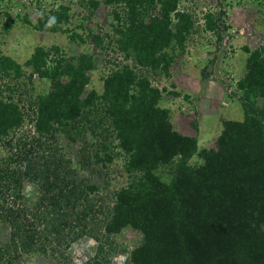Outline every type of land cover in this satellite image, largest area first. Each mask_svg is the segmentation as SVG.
I'll use <instances>...</instances> for the list:
<instances>
[{
  "label": "trees",
  "instance_id": "16d2710c",
  "mask_svg": "<svg viewBox=\"0 0 264 264\" xmlns=\"http://www.w3.org/2000/svg\"><path fill=\"white\" fill-rule=\"evenodd\" d=\"M181 1H84L115 7L112 43L124 61L104 74L101 90L89 88L94 55L67 56L57 46L35 47L24 64L0 52V81L21 84L28 71L30 84L35 76L48 80V91L36 97L37 131L61 133L70 143L90 133L97 141L93 157L105 168L123 156L128 182L113 193V205L97 226L107 239L127 229L141 236L127 264H264V44L243 47L246 66L235 95L244 119H223L215 147L199 148L198 136L176 130L170 110L161 105L165 89L147 74L170 77L177 52L186 50L197 29L191 14L177 11ZM226 1L217 0L220 7ZM69 6L52 8L37 28L69 33L61 28L70 21ZM206 17V28L217 32L221 18ZM24 20L31 23L27 15ZM68 36L84 42L75 32ZM94 41L103 42L98 36ZM22 121L18 106L0 99V143ZM80 153L83 162L91 158L83 149ZM195 156L201 163L192 165ZM52 159L24 172L0 168V189L7 195L22 187L24 178L38 181L42 192L33 214L38 220L42 213L47 224L43 230L30 228L23 209L0 205V223L10 229L0 242V264H33L30 259L46 264L52 244L50 255L57 253L58 263L75 264L70 248L91 233L99 187L79 181L69 162L67 168L59 157ZM103 252L87 264H111Z\"/></svg>",
  "mask_w": 264,
  "mask_h": 264
},
{
  "label": "rangeland",
  "instance_id": "374dc122",
  "mask_svg": "<svg viewBox=\"0 0 264 264\" xmlns=\"http://www.w3.org/2000/svg\"><path fill=\"white\" fill-rule=\"evenodd\" d=\"M84 1L86 2V0H0V52L22 64L37 46L48 49L57 46L67 56L88 52L94 55L96 62L89 88L101 90L102 78L110 70L111 64L108 62L116 60L112 65L123 62L116 52L115 44L112 43L115 39L114 27L117 24L115 7L104 3L92 7L87 6ZM59 3L70 5V21L61 27L69 29L70 32L37 28L39 20L44 21L50 10ZM190 5L185 4L183 7L193 11ZM195 6L196 20L207 12L206 9L212 11L211 14L214 12L216 18L220 16V11H223L224 15L219 17L221 18L219 30L211 32L196 25V31L187 40L186 50L183 53L177 52L170 70L172 71L170 79L153 73L147 74L155 86L161 90L165 89L161 105L170 110L171 121L176 130L198 136L199 148H212L215 147V141L221 132L223 119L235 121L244 119L241 103L237 100L238 94L235 95L236 84L245 72L247 54L243 47L255 49L264 44V6L262 0H227L222 7L217 0H197ZM25 15L31 21L30 24L24 20ZM8 22L9 28L6 27ZM73 32L79 34L84 42L73 41L68 36ZM94 36L103 41L102 45L94 41ZM183 68L193 70L196 77L194 82L188 81L194 90L189 93H184L179 82ZM29 75L30 71L27 72V79ZM191 75L193 76V73ZM208 79L211 80V90L206 89L202 94H195V91L203 89L202 86ZM6 86L0 81V95L6 90ZM49 87L48 80L37 77L33 78L30 84V90L36 94L35 96L47 92ZM169 92H178L179 95L168 94ZM167 99H173L172 103L168 102V105ZM13 136L10 138L12 144L16 138L19 141V138L23 137H18L15 133ZM84 141L91 145L86 148ZM53 142L57 150L55 154L52 153L53 157H59L66 167L69 162V169L74 170L79 181L83 179L87 184H96L99 187L98 196L94 198L93 195H89L90 198L97 200L92 218H89L88 230L91 233L72 245L68 252L70 258L75 264H87L98 256L100 249H103V254L109 255L111 264H127L129 253L140 244L141 236L127 229L120 235L107 239L102 237L101 229L97 226L105 218L107 209L113 205V193L128 182L123 156L115 157L106 168L96 162L93 157L96 150L93 144L97 141L90 133L84 134L74 143H70L63 134L58 133ZM82 149L91 157L86 160L88 162L82 161L80 153ZM7 157V152H0L2 164L0 167H10ZM200 163L201 160L197 156L191 161L192 165ZM65 173L66 171L63 174ZM32 184L33 181L23 182L24 190L19 189L16 195V199L25 200L22 202L25 208H31L36 201L35 199L32 202V197L38 196V190L33 191L35 185ZM0 194L2 196L1 190ZM101 208L102 211H98ZM9 231L3 226L0 227V242L8 239ZM53 248H55L53 244L47 248L46 264H62L55 259L58 258L57 253L54 257L50 255ZM29 261L35 264L33 259Z\"/></svg>",
  "mask_w": 264,
  "mask_h": 264
},
{
  "label": "built area",
  "instance_id": "2783aa9c",
  "mask_svg": "<svg viewBox=\"0 0 264 264\" xmlns=\"http://www.w3.org/2000/svg\"><path fill=\"white\" fill-rule=\"evenodd\" d=\"M61 1V0H60ZM187 1L191 4L190 7H192L193 11L186 10L183 5H189ZM182 0L181 3L178 6L177 11L179 12H185L192 15V19L194 20L195 27L196 25H199L200 28H206L207 26V14L212 13V11H209L206 9V13L203 14L200 19L196 20L197 18V6L196 1L197 0ZM61 4V3H59ZM58 4V5H59ZM198 4V3H197ZM57 5V6H58ZM56 6V7H57ZM214 14V12H213ZM119 54V53H118ZM121 59L124 61L122 55L119 54ZM54 57V56H53ZM113 65L109 67L111 69ZM39 78L38 76H35L34 78ZM7 84H9V88L4 90L2 94L0 95V99L4 100L5 102H12L16 104L22 113L23 121L20 126L14 128L9 132L8 135H6L3 138V141L0 143V152H7L8 155V162L10 164V168L15 169L17 171H23L28 168V165L34 166L37 163H41L44 160H50L53 158L52 153H56V147L55 143L53 142V138L55 135H47L46 133H40L37 131V121L39 119L38 114V101L36 94H33L30 90V83L26 76L23 77V80L21 81V84L14 82L13 80L8 81L5 80ZM33 95V96H32ZM13 133L18 135V137L23 136L21 139L19 138V141L12 142L10 141V138L14 137ZM55 157V156H54ZM0 165L1 162H0ZM2 168V167H0ZM22 175V174H21ZM22 187H18L15 191L11 190V192L7 195L5 191L2 192V196L0 194V205H6V207L11 208H18L23 209L26 212V215L23 216L26 219V222L28 223L29 227L35 226L37 230H43L45 227H47L46 222H44L43 216L40 213L39 219L35 218L33 212L34 211V205L31 208H24L22 205V202L24 203L25 200L21 201L20 199H16V195L19 192V189L24 190L23 182L29 181L28 177L23 179ZM1 182V180H0ZM30 182V181H29ZM38 181L34 182L32 185H35L34 190H38L37 195L39 196L42 192L41 189L38 187L37 184ZM1 190V189H0ZM32 197L31 201H35V198L38 197ZM21 201V202H20ZM2 211L0 210V218H2ZM43 212V211H42ZM3 226V228L10 230L9 227L5 224L0 223V227Z\"/></svg>",
  "mask_w": 264,
  "mask_h": 264
},
{
  "label": "crops",
  "instance_id": "0c3cea01",
  "mask_svg": "<svg viewBox=\"0 0 264 264\" xmlns=\"http://www.w3.org/2000/svg\"><path fill=\"white\" fill-rule=\"evenodd\" d=\"M182 70V73H181V75H180V78H179V82H180V84L182 85V87H181V89L184 91V93H189V92H192V91H194L193 89H192V87L189 85V83H188V81L189 80H191V82H194L195 81V79H196V77H194V75H195V73L193 72V70L192 71H190V70H187L186 68L184 69H181ZM171 73H172V71H171ZM191 73H193V76L191 75ZM171 77H168V79H170ZM205 84H203V89H201L200 91H195L194 93L195 94H197V93H199V94H202V92H203V90H206V89H209V91L211 90V80H205ZM208 87V88H207ZM204 93V92H203ZM197 98H198V95L196 96ZM196 98V99H197ZM172 100L173 99H167V104H168V102L169 103H172ZM163 101H164V99L162 100V102L161 103H163ZM220 102V101H219ZM196 104V103H195ZM169 105V104H168ZM181 105V104H180ZM167 107V106H166ZM169 108V107H168ZM189 135V134H188ZM196 136V135H195ZM198 140H199V138H198Z\"/></svg>",
  "mask_w": 264,
  "mask_h": 264
},
{
  "label": "flooded vegetation",
  "instance_id": "af4514ba",
  "mask_svg": "<svg viewBox=\"0 0 264 264\" xmlns=\"http://www.w3.org/2000/svg\"><path fill=\"white\" fill-rule=\"evenodd\" d=\"M35 204H37V199H36V201H35Z\"/></svg>",
  "mask_w": 264,
  "mask_h": 264
}]
</instances>
